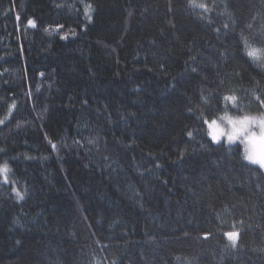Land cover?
Returning <instances> with one entry per match:
<instances>
[{"label":"trees","instance_id":"16d2710c","mask_svg":"<svg viewBox=\"0 0 264 264\" xmlns=\"http://www.w3.org/2000/svg\"><path fill=\"white\" fill-rule=\"evenodd\" d=\"M197 2L0 0V264H264V172L206 128L264 113V0Z\"/></svg>","mask_w":264,"mask_h":264},{"label":"clouds","instance_id":"9594fccd","mask_svg":"<svg viewBox=\"0 0 264 264\" xmlns=\"http://www.w3.org/2000/svg\"><path fill=\"white\" fill-rule=\"evenodd\" d=\"M207 134L243 145V159L264 165V113L233 115L228 111L212 119Z\"/></svg>","mask_w":264,"mask_h":264},{"label":"snow or ice","instance_id":"6c2138e0","mask_svg":"<svg viewBox=\"0 0 264 264\" xmlns=\"http://www.w3.org/2000/svg\"><path fill=\"white\" fill-rule=\"evenodd\" d=\"M190 4L194 8H202V9L207 10L206 5L203 4V3H198L197 0H190ZM90 10H91V5H88L85 8V15L88 16L89 20H91V16L89 15ZM28 23L32 24L34 26L33 21L29 20ZM247 55H248V57L253 58V60H255V61H260L261 63H264V49L249 47L248 51H247ZM193 71H195V69H193ZM225 99L229 100V101H235L236 97L235 96L225 97ZM208 126L210 127L211 125L208 123ZM188 135L191 137L192 133L189 132ZM210 138L215 143H219L221 141V138L218 139V138H215V137H212V136H210ZM227 142L229 144L234 143V142H231V141H227ZM250 163L253 164V165H258L259 168L264 169V165H261V164H259L257 162H250ZM8 171H9V169H8L7 164H4V165L0 166V174L4 175L5 180H7V175L6 174H7ZM13 191L16 192L17 198H23V194L21 192H19L17 189L14 188ZM225 236L227 237V239L229 241L232 242V246L235 247L236 246V242H237V240L239 238V233L238 232H227V233H225Z\"/></svg>","mask_w":264,"mask_h":264},{"label":"rangeland","instance_id":"374dc122","mask_svg":"<svg viewBox=\"0 0 264 264\" xmlns=\"http://www.w3.org/2000/svg\"><path fill=\"white\" fill-rule=\"evenodd\" d=\"M227 103L229 104V103H233V101H227ZM248 115H258V114H248ZM217 118V117H216ZM216 118H212V119H216ZM211 119V120H212ZM211 120H209V121H207L206 122V128H208V123H210L211 122ZM208 135V134H207ZM208 137L210 138V136L208 135ZM210 140H211V138H210ZM212 141V140H211ZM213 142V141H212ZM237 142H239V141H237ZM214 144H220V143H223V144H227V145H229V143L226 141V139L225 138H221V141L219 142V143H215V142H213ZM234 143H236V142H234ZM231 144H233V143H231ZM242 145V144H241ZM242 148H243V145H242ZM248 162V161H247ZM250 163V162H249ZM251 164V163H250ZM255 166H257V167H259L258 165H255ZM261 169V168H260ZM263 172H264V169H261Z\"/></svg>","mask_w":264,"mask_h":264}]
</instances>
